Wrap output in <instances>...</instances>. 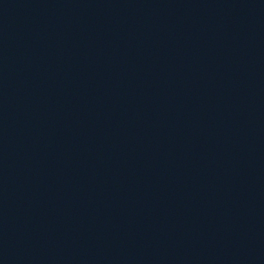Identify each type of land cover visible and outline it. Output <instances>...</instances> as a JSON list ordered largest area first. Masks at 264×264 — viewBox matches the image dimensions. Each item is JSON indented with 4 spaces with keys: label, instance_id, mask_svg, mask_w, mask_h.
<instances>
[{
    "label": "water",
    "instance_id": "95a60500",
    "mask_svg": "<svg viewBox=\"0 0 264 264\" xmlns=\"http://www.w3.org/2000/svg\"><path fill=\"white\" fill-rule=\"evenodd\" d=\"M106 264H264V0L191 91Z\"/></svg>",
    "mask_w": 264,
    "mask_h": 264
}]
</instances>
